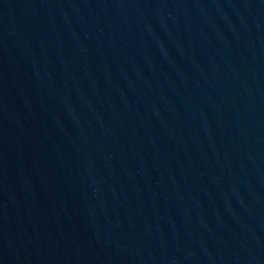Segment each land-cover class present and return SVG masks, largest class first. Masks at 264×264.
Masks as SVG:
<instances>
[{
	"label": "water",
	"instance_id": "water-1",
	"mask_svg": "<svg viewBox=\"0 0 264 264\" xmlns=\"http://www.w3.org/2000/svg\"><path fill=\"white\" fill-rule=\"evenodd\" d=\"M0 264H264V0H0Z\"/></svg>",
	"mask_w": 264,
	"mask_h": 264
}]
</instances>
